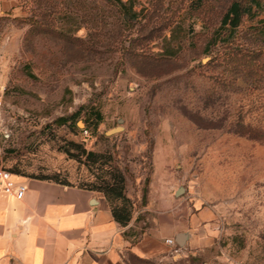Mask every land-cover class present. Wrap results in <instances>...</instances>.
Here are the masks:
<instances>
[{
  "label": "rangeland",
  "instance_id": "1",
  "mask_svg": "<svg viewBox=\"0 0 264 264\" xmlns=\"http://www.w3.org/2000/svg\"><path fill=\"white\" fill-rule=\"evenodd\" d=\"M121 1L136 18L111 0H18L0 15V168L84 187L120 169L138 234L154 214L160 233L188 235L182 246L148 241L128 264H264V84L213 63L220 43L207 48L232 0ZM260 20L264 8L239 27V45H263L251 34ZM167 170L184 192L158 216L145 207Z\"/></svg>",
  "mask_w": 264,
  "mask_h": 264
},
{
  "label": "crops",
  "instance_id": "2",
  "mask_svg": "<svg viewBox=\"0 0 264 264\" xmlns=\"http://www.w3.org/2000/svg\"><path fill=\"white\" fill-rule=\"evenodd\" d=\"M17 6L18 0H0V15ZM13 175L26 193L17 199L0 186V264H128V254L148 256V241L176 240L183 232L172 227L160 233L159 220L151 214L152 228L140 235L137 213L122 227L98 192ZM171 182L168 170L152 182L146 211L168 213L176 191Z\"/></svg>",
  "mask_w": 264,
  "mask_h": 264
},
{
  "label": "trees",
  "instance_id": "3",
  "mask_svg": "<svg viewBox=\"0 0 264 264\" xmlns=\"http://www.w3.org/2000/svg\"><path fill=\"white\" fill-rule=\"evenodd\" d=\"M111 1L117 6L118 10L124 14L127 20L136 18V13L128 3H124L121 0ZM200 2H202V0H199V3ZM263 8L264 0H232L224 12L220 25L214 32L207 47L208 52H211V47H215L217 43H220V47L213 56L212 62L223 61L232 68L231 71L233 74L245 79L255 86L264 84V43L263 45L251 48L239 45L237 39H234V37L244 20L249 17H254L258 14L259 10ZM251 34L255 39L264 42V20H260L259 24L254 26ZM78 116L79 114L77 113L69 117H61L56 123L61 126L67 125L69 122L72 124ZM102 122L103 115L97 108H93L85 120L86 128L93 129L94 131ZM72 145L75 146L77 150L79 149L81 155L85 156L89 161L97 163L103 158L102 153L99 154L87 151L80 144L72 143ZM65 152L72 155V157H77L70 153V150H66ZM109 160H111V157H109ZM8 171L15 175L28 176L62 185L74 186L60 180L58 174L54 176H36L22 174L17 169ZM106 176L108 177H99L98 182L88 184L86 187H78L102 194L109 205L114 220L122 227H126L131 222L134 212V204L126 194V176L124 172L116 167H112L111 170L106 173ZM146 194L147 192L145 190L143 196L144 204L146 203ZM132 256L138 260L142 259L134 255Z\"/></svg>",
  "mask_w": 264,
  "mask_h": 264
},
{
  "label": "built area",
  "instance_id": "4",
  "mask_svg": "<svg viewBox=\"0 0 264 264\" xmlns=\"http://www.w3.org/2000/svg\"><path fill=\"white\" fill-rule=\"evenodd\" d=\"M0 186L5 194L14 196L17 199H22L26 193V186L18 183L10 171L2 168H0ZM166 243L173 245L174 241L168 239L166 240Z\"/></svg>",
  "mask_w": 264,
  "mask_h": 264
},
{
  "label": "water",
  "instance_id": "5",
  "mask_svg": "<svg viewBox=\"0 0 264 264\" xmlns=\"http://www.w3.org/2000/svg\"><path fill=\"white\" fill-rule=\"evenodd\" d=\"M119 123L121 124V123H122V120H120ZM79 126L82 127L83 124L80 122V123H79ZM123 129H124V128H123L121 125H119V126L113 128V129L107 131V132H106V135L109 136V135H112V134L118 133V132L122 131ZM183 192H184V189H183V188H179V189L175 192V195L178 196V195L182 194ZM187 238H188V235L185 234V233L178 234V235L176 236V242H177L180 246H182V245L186 242Z\"/></svg>",
  "mask_w": 264,
  "mask_h": 264
}]
</instances>
